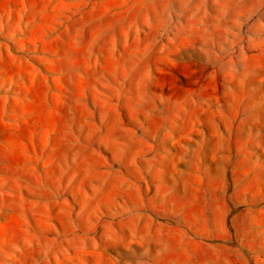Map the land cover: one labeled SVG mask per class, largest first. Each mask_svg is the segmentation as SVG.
Here are the masks:
<instances>
[{
	"label": "rangeland",
	"instance_id": "obj_1",
	"mask_svg": "<svg viewBox=\"0 0 264 264\" xmlns=\"http://www.w3.org/2000/svg\"><path fill=\"white\" fill-rule=\"evenodd\" d=\"M0 264H264V0H0Z\"/></svg>",
	"mask_w": 264,
	"mask_h": 264
}]
</instances>
